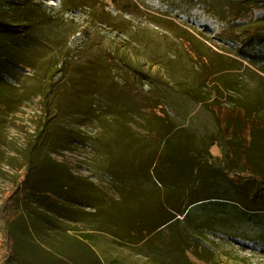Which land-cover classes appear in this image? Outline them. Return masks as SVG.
Returning <instances> with one entry per match:
<instances>
[{
  "label": "rangeland",
  "instance_id": "374dc122",
  "mask_svg": "<svg viewBox=\"0 0 264 264\" xmlns=\"http://www.w3.org/2000/svg\"><path fill=\"white\" fill-rule=\"evenodd\" d=\"M250 1L0 0L6 46L31 55L0 60V206L27 149L54 200L16 201L18 264H264V170L225 161L248 146L237 120L264 133V0ZM180 131L215 173L176 198L154 168Z\"/></svg>",
  "mask_w": 264,
  "mask_h": 264
},
{
  "label": "trees",
  "instance_id": "16d2710c",
  "mask_svg": "<svg viewBox=\"0 0 264 264\" xmlns=\"http://www.w3.org/2000/svg\"><path fill=\"white\" fill-rule=\"evenodd\" d=\"M254 3L255 0H251L249 4L252 5ZM67 4L70 3L67 2ZM232 11L238 13L240 9L235 7ZM238 19L239 18L236 17L233 21ZM15 33L16 32L12 30L7 23L2 24L0 22V60L8 59L10 62L17 64H21L19 62L22 61L29 63L31 55H28L27 51H17V49L8 48V46H6V40L15 38ZM17 53L19 55H17ZM23 54L28 55L29 58ZM21 58L23 60H21ZM16 59H18L19 62ZM238 122L242 123L240 124V126L243 125L241 127L251 125L250 130L247 131L249 133L248 146L246 145V142L240 140L229 142L228 152L225 151V161L229 166H234V164H237V161H242V165L245 167L263 171L264 167L260 166V164L264 165V140H260L262 138L260 135L264 134L262 129L259 128L258 123L248 115L237 120V123L235 124L236 126L239 125ZM173 130L175 131L176 129ZM189 138L184 131L166 133L163 138L162 151L158 157L157 165L154 168V175L162 181L166 192L170 195L174 192V194L177 195L175 196L176 198H178V196L182 197L185 195V189L194 187L197 184H200L202 188L204 187L203 189H209V187L205 185V182L214 179V176L211 177L210 175L215 172L211 170V167L205 162V160H201L202 150L194 146L196 145V140ZM30 152V149H27L24 152L25 160L23 168H20L19 170L22 171L21 179L18 181L19 183H17V185L11 190L4 193L2 204L0 206L1 220L4 225L8 226L4 239L6 242L4 247L6 254L4 264H18L16 258H14L15 239L12 231V223L15 219L16 213L19 215L16 201H22L27 195L33 197L34 203H37L38 205H43L44 203L47 207H51L54 204V200H47L49 199V193L44 190L43 187H38L35 182L34 177L36 175V170L32 166V156H30ZM231 182L232 181H229V183ZM231 184L234 185V183ZM235 186L237 185L235 184ZM195 189L200 190V192L202 190L201 188H196V186ZM200 192L198 193L200 194ZM224 192L227 194L229 193L228 190H225ZM28 199L29 198L26 197V200ZM192 205L193 203L191 202L188 206L191 207ZM168 221L171 222V219Z\"/></svg>",
  "mask_w": 264,
  "mask_h": 264
}]
</instances>
